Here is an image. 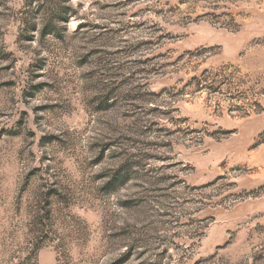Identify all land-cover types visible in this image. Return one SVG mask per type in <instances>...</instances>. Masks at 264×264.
I'll return each mask as SVG.
<instances>
[{
  "label": "rangeland",
  "instance_id": "374dc122",
  "mask_svg": "<svg viewBox=\"0 0 264 264\" xmlns=\"http://www.w3.org/2000/svg\"><path fill=\"white\" fill-rule=\"evenodd\" d=\"M0 264H264V0H0Z\"/></svg>",
  "mask_w": 264,
  "mask_h": 264
}]
</instances>
